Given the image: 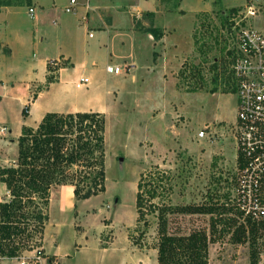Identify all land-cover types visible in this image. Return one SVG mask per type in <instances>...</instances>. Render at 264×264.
Listing matches in <instances>:
<instances>
[{
	"label": "rangeland",
	"instance_id": "obj_1",
	"mask_svg": "<svg viewBox=\"0 0 264 264\" xmlns=\"http://www.w3.org/2000/svg\"><path fill=\"white\" fill-rule=\"evenodd\" d=\"M68 1L56 0L53 7L56 8L58 18L62 16ZM84 1L86 2L77 0L79 7L76 6L68 16L77 13L80 6L85 4ZM245 1L138 0L137 3L148 2L164 7L166 17L161 20V27L184 26L166 33L167 41L164 43V54L161 55L168 69L175 74L178 96L175 100L171 98V107L163 110L164 112L153 111L150 114L149 109H156L158 99L154 97L153 102L146 103L148 99L138 95L124 100L119 111L108 113L105 132L106 191L81 201L78 205L80 215L76 219L74 210L69 205L74 196L64 193L62 203L72 213L59 214L58 206L51 209L47 236L69 237L76 236L77 233L82 236L89 231L93 236H104L102 240L105 244L111 241V236H129L133 243L131 247L135 245L137 251L145 253L147 259H151L150 252L157 250L159 242L158 220L155 216L148 215L150 227L144 236H140L144 226L137 222L136 210L137 184L141 174L148 172L154 174L152 181L163 176V172L171 178V192H162L161 189L157 191L154 202L160 206L207 204L220 208L225 204L236 183V144L232 127L236 121L237 97L230 88L229 76V50L234 46L235 36L229 22L233 10L240 8ZM43 2L49 3V0ZM206 8H210L209 11L196 12L194 24L189 27L194 12ZM181 9L186 12L184 16L178 14ZM38 12L40 11L37 14ZM120 16L128 19L123 31H133L130 30V17L125 14ZM157 23L159 25L160 18ZM51 27L48 32L50 37L55 31V26ZM115 27L119 28L118 25ZM162 30L156 29L151 34L155 37L162 36ZM95 34L98 39L105 33L96 29ZM106 35L109 40L114 31H106ZM140 36L139 33V50L142 47ZM45 38L44 41L51 43L48 35ZM120 40L125 39L119 37L116 41ZM18 108L19 105H14L10 111L13 113ZM6 113L12 129L14 114L8 111ZM160 113L161 120L158 119ZM205 127H209L205 136L199 138L198 133ZM13 137L6 131L0 139V159L4 167H10L17 161L18 146H15ZM25 211L31 212L32 209ZM116 211L118 222L112 217ZM231 216L237 218L238 222L247 224L234 212ZM168 218L171 232H206L209 264H252L253 251L256 252L258 264L263 253H260L264 242L262 228L257 239L247 236L246 240L237 242L232 236L236 227L227 233L224 225H214L212 220H216V213H170ZM32 228L31 226L28 232H32ZM42 236L39 233L30 236L21 252L32 250V246H41ZM20 238L22 241L27 240V236ZM115 261H108V264H115ZM0 264L14 262L4 260Z\"/></svg>",
	"mask_w": 264,
	"mask_h": 264
},
{
	"label": "crops",
	"instance_id": "obj_2",
	"mask_svg": "<svg viewBox=\"0 0 264 264\" xmlns=\"http://www.w3.org/2000/svg\"><path fill=\"white\" fill-rule=\"evenodd\" d=\"M55 2L0 0V125L8 128L10 137L15 136V146L22 129L37 128L47 113L98 112L106 119L109 112L120 110L124 100L138 95L148 99L146 103L153 102L154 97L158 99L156 109H149L150 114L171 107V101L178 96L177 80L161 55L166 33L184 26L161 27L164 7L137 3L138 0H86L77 13L68 16L70 13L63 11L58 18L53 7ZM76 6L79 7L78 3ZM31 7L35 9V18L29 13ZM209 9L195 11L189 27L194 24L196 12ZM37 11L40 12L37 14ZM185 13L183 9L178 11L180 16ZM120 14L130 17V30H133L130 33L123 31L128 19ZM52 25L55 31L50 37ZM96 29L105 34L97 39ZM156 29L163 32L158 39L151 34ZM109 30L114 35L108 40L106 31ZM139 33L140 50L137 49ZM47 35L51 43L44 41ZM119 37L125 40L117 42ZM108 65H120L127 71L109 74ZM49 77H53V82L49 83ZM82 77L89 78V83L78 88L76 84ZM14 105L19 108L12 113ZM27 107V117H24L23 110ZM6 111L14 114L12 129ZM159 117L161 120V113ZM64 193L74 196L69 205L74 210V219L79 217L81 201L75 199L74 187L62 185L50 191L48 218L51 209L57 206L59 214L72 213L62 203ZM116 213L112 217L118 222ZM47 228L48 221L41 248L59 264H108L114 260L115 264H158L157 250L150 252L152 257L147 259L135 245L131 247L129 236H111V241L105 244L104 236H93L89 231L82 236L77 233L49 237Z\"/></svg>",
	"mask_w": 264,
	"mask_h": 264
},
{
	"label": "trees",
	"instance_id": "obj_3",
	"mask_svg": "<svg viewBox=\"0 0 264 264\" xmlns=\"http://www.w3.org/2000/svg\"><path fill=\"white\" fill-rule=\"evenodd\" d=\"M160 37L156 36V39ZM48 81L53 82V77ZM27 111L28 107L23 110L24 117H27ZM105 132V116L98 112L47 113L37 128L22 129L16 163L1 169V180L12 195L0 210L3 255L14 257L21 252L30 236L38 233L42 236L48 221L47 210L53 187L72 185L77 201L105 193ZM164 173L155 181L151 180L154 177L151 172L141 174L136 193L137 222L144 226L140 236H144L150 227L148 215L158 220V264H209L206 232H171L170 213H216V220H212L214 225H224L227 233L236 227L232 234L235 241L246 240L247 236L257 239L261 227L250 221L247 224L238 222L231 216L232 209L225 204L215 208L207 204L160 206L154 202L159 189L162 192L173 189L171 178ZM29 208L32 211L26 212L25 209ZM31 226L33 233L28 232ZM21 236H27V240L22 241ZM252 255V264H256V252L253 251Z\"/></svg>",
	"mask_w": 264,
	"mask_h": 264
},
{
	"label": "built area",
	"instance_id": "obj_4",
	"mask_svg": "<svg viewBox=\"0 0 264 264\" xmlns=\"http://www.w3.org/2000/svg\"><path fill=\"white\" fill-rule=\"evenodd\" d=\"M76 5L77 0H70L64 11L72 13ZM29 13L36 17L33 7ZM229 23L235 36L234 46L229 50V76L230 88L237 97L236 121L232 127L236 183L225 205L244 222L250 221L264 229V0H246L233 12ZM106 71L119 75L127 70L120 65H108ZM88 83L89 78L82 77L76 86L81 88ZM207 128L198 133L199 138L205 136ZM6 131L8 128L0 125V139ZM3 167L0 159V210L2 204L12 199L1 180ZM260 253L258 264H264V242ZM4 260L14 264H59L41 246L7 257L2 254L0 242V263Z\"/></svg>",
	"mask_w": 264,
	"mask_h": 264
}]
</instances>
